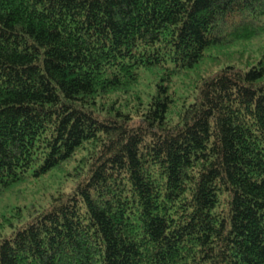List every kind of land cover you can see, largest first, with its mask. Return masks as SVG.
Wrapping results in <instances>:
<instances>
[{"label": "trees", "instance_id": "obj_1", "mask_svg": "<svg viewBox=\"0 0 264 264\" xmlns=\"http://www.w3.org/2000/svg\"><path fill=\"white\" fill-rule=\"evenodd\" d=\"M264 0H0V195L69 162L72 186L0 216V264H264V52L168 84L256 34ZM143 69L163 76L148 100Z\"/></svg>", "mask_w": 264, "mask_h": 264}, {"label": "rangeland", "instance_id": "obj_2", "mask_svg": "<svg viewBox=\"0 0 264 264\" xmlns=\"http://www.w3.org/2000/svg\"><path fill=\"white\" fill-rule=\"evenodd\" d=\"M256 34L248 37L233 38L223 45L212 46L206 50L203 59L194 69L175 74L168 84L174 102L168 116L175 120L183 101L189 103L193 99V92L198 82L219 69L235 65L241 69H249L258 63L264 52V16ZM163 72L159 69L141 71V80L136 87L144 100H148L156 93V86L160 82ZM71 161L61 168L54 169L41 176H32L27 180L13 186L0 195V216L14 213L13 207L26 205H47L52 197L59 191H68L72 186L70 174L73 164Z\"/></svg>", "mask_w": 264, "mask_h": 264}]
</instances>
